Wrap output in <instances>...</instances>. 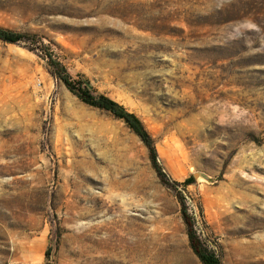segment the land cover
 Segmentation results:
<instances>
[{"label":"rangeland","instance_id":"374dc122","mask_svg":"<svg viewBox=\"0 0 264 264\" xmlns=\"http://www.w3.org/2000/svg\"><path fill=\"white\" fill-rule=\"evenodd\" d=\"M0 264H201L134 114L222 264H264V0H0ZM194 174H199L195 179ZM181 188H179L180 190Z\"/></svg>","mask_w":264,"mask_h":264},{"label":"trees","instance_id":"16d2710c","mask_svg":"<svg viewBox=\"0 0 264 264\" xmlns=\"http://www.w3.org/2000/svg\"><path fill=\"white\" fill-rule=\"evenodd\" d=\"M22 39V35L13 33L8 30L0 29V41L6 43H16ZM47 65L50 74L60 81L63 86L83 104L103 111L109 114L113 119L122 122L130 132H132L147 150L148 159L152 170L154 171L159 182L166 188L175 193L176 199L180 206L181 220L185 226L188 246L194 256L201 264H222L219 257L202 242L195 230L194 217L189 213L186 206L185 197L182 193L183 188L193 183L192 178L186 179L179 184L171 181L160 166L155 149L154 140L145 129L142 122L132 113L128 112L123 106L114 102L107 96L92 92L86 79L79 76L77 81H73L68 75L65 67L49 54ZM179 188H181L179 190ZM49 253H45V264L48 262Z\"/></svg>","mask_w":264,"mask_h":264},{"label":"water","instance_id":"95a60500","mask_svg":"<svg viewBox=\"0 0 264 264\" xmlns=\"http://www.w3.org/2000/svg\"><path fill=\"white\" fill-rule=\"evenodd\" d=\"M193 177L197 179L199 177V174H194Z\"/></svg>","mask_w":264,"mask_h":264}]
</instances>
